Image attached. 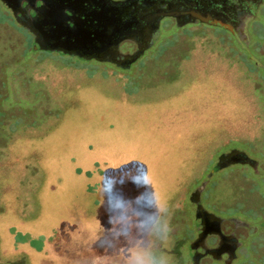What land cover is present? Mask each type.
Instances as JSON below:
<instances>
[{
	"label": "rangeland",
	"instance_id": "374dc122",
	"mask_svg": "<svg viewBox=\"0 0 264 264\" xmlns=\"http://www.w3.org/2000/svg\"><path fill=\"white\" fill-rule=\"evenodd\" d=\"M163 24L123 68L36 50L0 2V264H186L202 181L210 208H254L248 170L209 172L232 148L264 163V72L215 28Z\"/></svg>",
	"mask_w": 264,
	"mask_h": 264
},
{
	"label": "flooded vegetation",
	"instance_id": "af4514ba",
	"mask_svg": "<svg viewBox=\"0 0 264 264\" xmlns=\"http://www.w3.org/2000/svg\"><path fill=\"white\" fill-rule=\"evenodd\" d=\"M0 2L29 33L36 50L128 68L155 44L163 23L170 21L179 29L209 26L225 33L264 72V0H20L16 10ZM259 78L264 81V73ZM233 165L252 175L237 182L253 192L261 189L257 182L264 187V163L239 148L220 154L209 175ZM207 188L208 181H202L190 194L184 220L186 264L250 260L255 254L250 247L253 237L264 238V191H257L254 208H248V197L231 213L230 207L212 209L204 202Z\"/></svg>",
	"mask_w": 264,
	"mask_h": 264
},
{
	"label": "water",
	"instance_id": "95a60500",
	"mask_svg": "<svg viewBox=\"0 0 264 264\" xmlns=\"http://www.w3.org/2000/svg\"><path fill=\"white\" fill-rule=\"evenodd\" d=\"M6 3H8L10 6H12L15 10H16V4L20 1V0H18L17 2L15 1H13V0H4ZM136 58H134L132 61H134Z\"/></svg>",
	"mask_w": 264,
	"mask_h": 264
},
{
	"label": "clouds",
	"instance_id": "9594fccd",
	"mask_svg": "<svg viewBox=\"0 0 264 264\" xmlns=\"http://www.w3.org/2000/svg\"><path fill=\"white\" fill-rule=\"evenodd\" d=\"M119 208V205H116L112 208L113 212L117 211V209Z\"/></svg>",
	"mask_w": 264,
	"mask_h": 264
}]
</instances>
